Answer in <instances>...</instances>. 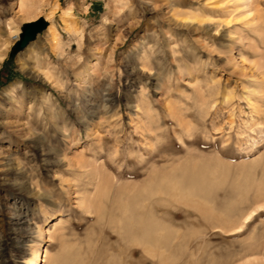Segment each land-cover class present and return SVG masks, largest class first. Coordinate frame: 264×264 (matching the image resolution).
<instances>
[{
  "label": "rangeland",
  "instance_id": "1",
  "mask_svg": "<svg viewBox=\"0 0 264 264\" xmlns=\"http://www.w3.org/2000/svg\"><path fill=\"white\" fill-rule=\"evenodd\" d=\"M0 99L17 139L0 144V264L262 257L264 200L240 230L209 214L232 183L264 185V0H0ZM140 211L162 239L127 231Z\"/></svg>",
  "mask_w": 264,
  "mask_h": 264
},
{
  "label": "bare ground",
  "instance_id": "2",
  "mask_svg": "<svg viewBox=\"0 0 264 264\" xmlns=\"http://www.w3.org/2000/svg\"><path fill=\"white\" fill-rule=\"evenodd\" d=\"M71 5H72V3H70V2L67 3V5L65 7V11H64L65 15H68L69 10L71 8ZM14 38H17V34L14 36ZM50 41L52 42V39ZM99 58L100 57H97V59L95 60L94 63L89 62V65L85 64L86 69H83L84 66H81L78 68V73H77L76 77H77V82L81 87H84V85H82V84L84 82H86V80H88L92 75H94L96 73L97 61ZM10 88H11V91L9 94L10 104L12 107H15V106H17L16 102H19L18 95H20V97H21V95H23V92L22 91L18 92L17 90L14 89V86H12ZM17 110H18V108H17ZM20 116L21 115H19V117ZM7 122L6 123L5 122L0 123V144H2V142H4L5 138H7V137L12 139L13 141L17 140L14 136L13 137L9 136L14 132L13 130H12L13 132L10 131L8 133L5 131V129H6L5 127H7L6 125H8ZM22 126H23L22 129H26V127H27L24 125H22ZM28 129L29 128H27V130ZM5 133H7V135H4ZM27 133H30V132L27 131ZM9 161H10V158L7 157L6 155L4 156L3 151H2V145H0V170H2V168H4V167H7L9 164ZM97 168H96V170H98ZM96 172H98V171H96ZM98 173H102V172H98ZM97 175L98 174H96V177H97ZM100 176H99V179L101 178ZM101 180H102V178H101ZM257 181H259V180H257ZM229 188H230V195H229L230 197H229V201H228L226 207L222 211H216V210H215V212L212 211L211 215L209 214V216H210V218L212 217V219H214L216 221L217 225H215V226L221 227L223 229L225 228L226 230L227 229L233 230L236 228L239 229L240 227H243L246 224V222L255 213L253 211L255 209H253L251 207H250V209H248L247 207H245V204L248 200L249 195H252V197L255 198V200L257 202L260 199L264 200V185L261 186L260 184H257L256 182H254V180H252V181H245L243 184L232 183ZM238 214H240V216ZM135 219H137V221H139L138 225H134ZM235 222H237V223L234 225L233 223H235ZM57 223H58L57 221L53 222L52 227L55 228L57 226ZM161 223L154 216H152L150 213L140 211L138 213V215H130L129 218L127 219V231L131 232V233H135V231L141 232L143 234V236H145L146 238L160 237L162 239V236H161V234H159V232L164 229V226H163L164 224H161ZM227 225H230V226L232 225V226L231 227L228 226L226 228ZM255 243L256 242H254L251 245L249 244L250 247L254 246ZM249 251H251V250L249 249ZM250 254H252V253L250 252ZM245 256H246V253H245ZM48 257H49V252H48L47 248H45L43 258H42V256H41V258L37 257V260H38L37 262L38 263L39 262L40 263L45 262L48 259ZM243 261L244 262L241 264H264V253H263L262 257H260V258L259 257L252 258V259L249 258V259H246Z\"/></svg>",
  "mask_w": 264,
  "mask_h": 264
},
{
  "label": "water",
  "instance_id": "3",
  "mask_svg": "<svg viewBox=\"0 0 264 264\" xmlns=\"http://www.w3.org/2000/svg\"><path fill=\"white\" fill-rule=\"evenodd\" d=\"M46 26H47V22L42 19L25 23L22 27L20 40L15 45V48L17 49L24 48L30 41H32L36 37V35L40 31L44 30Z\"/></svg>",
  "mask_w": 264,
  "mask_h": 264
}]
</instances>
